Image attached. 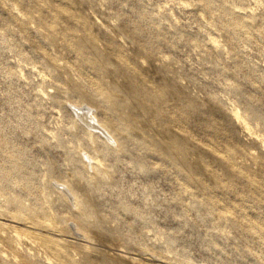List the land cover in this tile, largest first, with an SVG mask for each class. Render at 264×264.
Returning a JSON list of instances; mask_svg holds the SVG:
<instances>
[{
	"label": "rangeland",
	"instance_id": "rangeland-1",
	"mask_svg": "<svg viewBox=\"0 0 264 264\" xmlns=\"http://www.w3.org/2000/svg\"><path fill=\"white\" fill-rule=\"evenodd\" d=\"M0 264H264V0H0Z\"/></svg>",
	"mask_w": 264,
	"mask_h": 264
}]
</instances>
